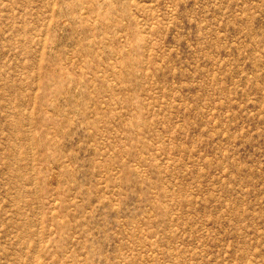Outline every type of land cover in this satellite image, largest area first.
<instances>
[{
  "label": "rangeland",
  "instance_id": "rangeland-1",
  "mask_svg": "<svg viewBox=\"0 0 264 264\" xmlns=\"http://www.w3.org/2000/svg\"><path fill=\"white\" fill-rule=\"evenodd\" d=\"M0 264H264V0H0Z\"/></svg>",
  "mask_w": 264,
  "mask_h": 264
}]
</instances>
